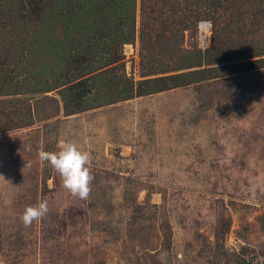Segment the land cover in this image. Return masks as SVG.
Wrapping results in <instances>:
<instances>
[{"label":"rangeland","instance_id":"obj_1","mask_svg":"<svg viewBox=\"0 0 264 264\" xmlns=\"http://www.w3.org/2000/svg\"><path fill=\"white\" fill-rule=\"evenodd\" d=\"M9 1L18 2L0 0ZM222 1L229 8H218V24L251 8L247 0ZM27 7L24 1L20 16ZM139 7L138 0L137 37L123 53L134 81ZM46 16L0 41V99L27 96L36 104L28 93H7H16L14 66L31 55L57 72L63 34L58 14ZM197 35L194 25L184 29L181 46L202 48ZM154 56L168 65L176 59L166 50ZM46 77L40 66L33 80ZM46 94L59 99L55 90ZM38 115L0 132V264H237L241 252L264 264V66L68 115L43 100ZM65 141L91 155L88 199L74 197L39 160L40 150L58 152ZM42 200L49 212L25 227V208Z\"/></svg>","mask_w":264,"mask_h":264},{"label":"trees","instance_id":"obj_2","mask_svg":"<svg viewBox=\"0 0 264 264\" xmlns=\"http://www.w3.org/2000/svg\"><path fill=\"white\" fill-rule=\"evenodd\" d=\"M24 1L28 7L22 17L19 13ZM247 2L251 8L234 10L218 24L215 15L218 8H229L222 0H185L182 5L170 0H139L140 79L135 81L126 74L122 47L134 43L137 37L138 0L0 2L1 44L13 40L18 31L25 30L26 24L45 22L46 14H58L56 23L63 34L57 42V50L62 52L57 72L50 69L45 58L34 59L32 55L30 63L14 66L16 79L10 84L16 93L10 90L7 93H28L36 104L32 107L27 96L1 98L0 132L28 126L35 115L42 119L38 114L43 100L68 115L264 66V27H259L263 23L259 16L264 14V0ZM55 5L59 8L54 9ZM200 19L212 20L210 48L201 51L197 42L192 50L182 47L183 30L194 25L196 34ZM165 50L176 57L173 65L155 58L154 55ZM0 54L3 55L2 51ZM40 66L52 77L33 80ZM54 90L59 99L43 95ZM238 255L237 264H252L242 252Z\"/></svg>","mask_w":264,"mask_h":264},{"label":"clouds","instance_id":"obj_3","mask_svg":"<svg viewBox=\"0 0 264 264\" xmlns=\"http://www.w3.org/2000/svg\"><path fill=\"white\" fill-rule=\"evenodd\" d=\"M38 157L41 162L50 163L62 178L63 187L74 197L89 198L93 176L89 167L91 155L88 151L81 149L75 142L65 141L58 152L40 150ZM48 212V201L42 200L35 206L26 207L20 219L25 227H29L34 220H42Z\"/></svg>","mask_w":264,"mask_h":264},{"label":"built area","instance_id":"obj_4","mask_svg":"<svg viewBox=\"0 0 264 264\" xmlns=\"http://www.w3.org/2000/svg\"><path fill=\"white\" fill-rule=\"evenodd\" d=\"M196 29L198 31V43H199V47L201 51H204L205 49H207V47H209L211 45V37H210V33H211V29H212V24L210 22V20H199L196 24ZM132 43H127L124 44V48H123V53L125 50H127L128 45L131 46ZM199 49V48H198ZM131 53V52H130ZM127 151L122 149L120 150V155H124Z\"/></svg>","mask_w":264,"mask_h":264}]
</instances>
